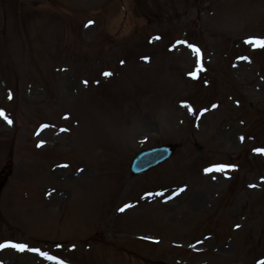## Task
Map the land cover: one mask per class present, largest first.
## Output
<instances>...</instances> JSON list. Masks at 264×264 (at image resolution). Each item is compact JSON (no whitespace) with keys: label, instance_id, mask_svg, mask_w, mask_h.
Segmentation results:
<instances>
[{"label":"rangeland","instance_id":"374dc122","mask_svg":"<svg viewBox=\"0 0 264 264\" xmlns=\"http://www.w3.org/2000/svg\"><path fill=\"white\" fill-rule=\"evenodd\" d=\"M249 39L264 0H0V264H264Z\"/></svg>","mask_w":264,"mask_h":264},{"label":"water","instance_id":"95a60500","mask_svg":"<svg viewBox=\"0 0 264 264\" xmlns=\"http://www.w3.org/2000/svg\"><path fill=\"white\" fill-rule=\"evenodd\" d=\"M170 148L172 150V146L168 145V147L162 146L143 151L135 159V163L138 165L137 169L135 170L136 173L147 170L163 159L167 158L171 153H169Z\"/></svg>","mask_w":264,"mask_h":264},{"label":"snow or ice","instance_id":"6c2138e0","mask_svg":"<svg viewBox=\"0 0 264 264\" xmlns=\"http://www.w3.org/2000/svg\"><path fill=\"white\" fill-rule=\"evenodd\" d=\"M247 43L249 44H256L257 46H260V47H264V40H256V39H249L247 41ZM190 47H193L194 51L197 53V55H199V52L200 50L198 48H195L194 46H190ZM200 70H202V65L200 66ZM106 76L108 75H111V73H105ZM192 75H195V74H192ZM0 115H4L2 112H0ZM5 119H7V117H5ZM9 123H11V121H8ZM257 151H260V152H264V149H258ZM224 171V166H219L217 167L216 169H206L205 171ZM123 211V209H121ZM4 247H13V248H16L17 250L19 251H24L27 249V245H24V244H2L0 245V248H4ZM31 251H36L38 253H40V255L44 256L46 259H56L55 257H52V256H49L47 253H42L40 252L39 249H30ZM58 264H64L63 261H58Z\"/></svg>","mask_w":264,"mask_h":264},{"label":"bare ground","instance_id":"6f19581e","mask_svg":"<svg viewBox=\"0 0 264 264\" xmlns=\"http://www.w3.org/2000/svg\"><path fill=\"white\" fill-rule=\"evenodd\" d=\"M212 185H213V184L211 183L210 180H207V181H206V184H205L206 187H211ZM174 202H176V200H174V201H172V202H169V203H166V205H167V206H168V205H172ZM160 204H162L163 206H166L164 202H161Z\"/></svg>","mask_w":264,"mask_h":264}]
</instances>
